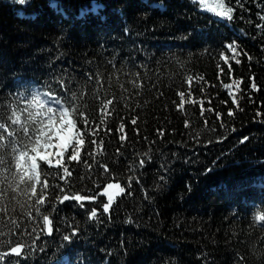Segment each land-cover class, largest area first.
Wrapping results in <instances>:
<instances>
[{
    "label": "trees",
    "instance_id": "16d2710c",
    "mask_svg": "<svg viewBox=\"0 0 264 264\" xmlns=\"http://www.w3.org/2000/svg\"><path fill=\"white\" fill-rule=\"evenodd\" d=\"M64 113L77 158L25 175ZM249 178L264 0H0V264H264Z\"/></svg>",
    "mask_w": 264,
    "mask_h": 264
},
{
    "label": "snow or ice",
    "instance_id": "6c2138e0",
    "mask_svg": "<svg viewBox=\"0 0 264 264\" xmlns=\"http://www.w3.org/2000/svg\"><path fill=\"white\" fill-rule=\"evenodd\" d=\"M200 3L203 5L204 4V0H200ZM207 6V5H204ZM223 5L222 4H218L213 10H219L222 9ZM231 9H228L227 11L224 10H220V16L221 17H227L229 16ZM38 99V97H37ZM49 103H51V101H49ZM51 111V110H49ZM63 111H67L66 109H64ZM70 121V118H69ZM49 129L48 131L50 133H54L55 136H57L59 138V153L57 154V158L55 159V161H53V159H51L50 157L52 156V153L48 152L47 149L51 147L50 143H46L45 142V137H37V140L39 141V143H36L34 145V148L32 150L33 154L30 157V160L28 158V153L21 151L19 154V159L16 162V168H18L21 172H23L25 175H28L29 170L31 169H36L38 167L37 165V160L39 157H43V159L45 161H47V165H51L53 164V162H55V164L59 165L61 164V159L60 157L63 156L64 152L66 150L69 149V145L71 144V152H70V159H76L77 158V154L80 151V148L76 145L72 143L73 140V136H72V131H73V127H74V123L69 124V123H65L63 126H55L53 125V123L51 121H49ZM80 144H83L84 141L83 140H79ZM47 165H45V167H47ZM105 168L108 167L107 164L104 165ZM68 168L65 166L64 168V172H67ZM39 175L40 173L37 171L34 175V179H39ZM113 187L115 188H119V185H113V184H108V189H112ZM32 191L35 192L36 189L32 188ZM107 191V189H106ZM46 195V194H45ZM109 197H111V193H109ZM78 200H84V199H91V197H83L80 196L79 194H77L76 197ZM109 207L108 204H104V208L107 209ZM92 215L95 216L96 213L92 212ZM45 219H47V217H45ZM260 219L264 220V213L260 214ZM77 229L73 228L72 232H76ZM65 240L67 241H71L73 239V237L71 235H68L66 237H64ZM23 245L22 244H17L16 247H13L10 249L11 252L15 253L17 252L20 248H22ZM67 264H71V261H67Z\"/></svg>",
    "mask_w": 264,
    "mask_h": 264
},
{
    "label": "rangeland",
    "instance_id": "374dc122",
    "mask_svg": "<svg viewBox=\"0 0 264 264\" xmlns=\"http://www.w3.org/2000/svg\"><path fill=\"white\" fill-rule=\"evenodd\" d=\"M66 122L70 124V121L68 120V118L65 115H63L61 117V119L58 122L53 123V125H55V126H63ZM45 138H46L45 139V142L51 144V147L48 148L47 151L50 152V153H52V151L54 150V148L55 147H58L59 138L57 136H55L54 133H50L49 131L45 135ZM32 170H34V169H31V171ZM113 185H116V183H114ZM109 193H111V197H109V204H111L114 201V195H115L116 191L115 192L109 191Z\"/></svg>",
    "mask_w": 264,
    "mask_h": 264
}]
</instances>
